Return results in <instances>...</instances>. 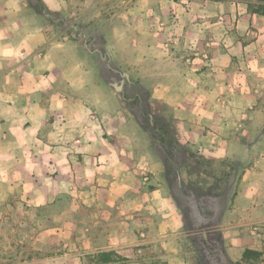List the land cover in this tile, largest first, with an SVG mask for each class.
Segmentation results:
<instances>
[{"label": "crops", "instance_id": "obj_1", "mask_svg": "<svg viewBox=\"0 0 264 264\" xmlns=\"http://www.w3.org/2000/svg\"><path fill=\"white\" fill-rule=\"evenodd\" d=\"M127 89L201 157L197 206ZM213 234L264 257V0H0V264H204Z\"/></svg>", "mask_w": 264, "mask_h": 264}, {"label": "rangeland", "instance_id": "obj_2", "mask_svg": "<svg viewBox=\"0 0 264 264\" xmlns=\"http://www.w3.org/2000/svg\"><path fill=\"white\" fill-rule=\"evenodd\" d=\"M257 5V4H255ZM124 6V5H123ZM262 5H258V8L261 7ZM119 85L122 83H118ZM123 86V84H122ZM129 97H130V106L134 110V112L137 115H158V111L155 110L154 105H152V100L149 95V91H143V96L141 98L135 97V91L133 89H127L126 92ZM160 109V108H158ZM162 111V110H161ZM160 111V112H161ZM166 111V110H165ZM154 119L150 117L149 119L144 117L143 118V123L149 125L152 129V144L153 148L156 151L158 155H160L163 160H164V167H165V178L164 181L168 183V185H177V186H183L185 187V181H186V176L189 175V187L191 188V193H186L185 190L178 191V196L180 201L184 205H193L197 206V201H198V196L201 195L202 192V187L204 184H206L205 179L201 176L203 172V162L200 160L201 157L196 154L192 153L191 151H188L186 148L179 146L176 144V140L174 139V133L169 131L168 134H163L164 131L162 130H153V125L152 122ZM156 125V124H155ZM159 125L156 127L158 128ZM179 179V182H178ZM211 183H215V179H207V188H209ZM206 186V185H205ZM12 211L10 209L3 210L2 214L6 217H9L12 215ZM60 209H51L49 210V215H58ZM64 211V210H62ZM14 212V211H13ZM39 212L36 211V216L40 215L38 214ZM195 218L199 217V214L197 212V208L194 207L193 210ZM11 227L10 225L4 226L2 231H6L8 233L11 232ZM56 227V226H52ZM36 231H38V226H35ZM5 232V233H6ZM12 244L10 241L7 242V246ZM20 244L21 243H17ZM53 247V245H52ZM200 247L203 250V253L205 255V262L204 264H217L214 261V255L212 252L215 250L221 253V250H219V245H218V239L216 238V235H211L210 241H208L205 244L200 243ZM56 248H58L56 246ZM53 249V248H52ZM58 251V249H56ZM262 258H264L262 256ZM99 260V256L96 257L94 260L88 259V263L95 262ZM243 264H253L250 262H243Z\"/></svg>", "mask_w": 264, "mask_h": 264}, {"label": "trees", "instance_id": "obj_3", "mask_svg": "<svg viewBox=\"0 0 264 264\" xmlns=\"http://www.w3.org/2000/svg\"><path fill=\"white\" fill-rule=\"evenodd\" d=\"M72 40H77V38H73L71 37ZM166 115L164 117H160V116H155V115H146L145 113L142 115H137L135 112V114L138 117V120L140 122V125L142 126V128H144L151 136V138L153 139V135H152V129L149 125L143 123V118H150L152 117L154 120V122H152L153 125V130H163L164 133L163 134H168L169 131L173 132V128H172V120H173V116L171 114H169V111L166 109ZM156 124V125H155ZM157 125L158 128L156 127ZM175 139V138H174ZM214 255V261L217 264H233L230 262H227L224 260V258L222 257V254L218 251H214L212 252ZM262 260H264V258H262V253L259 252H255V251H251V250H246L243 254V258L242 261L236 264H243V262H250L253 264H258L259 262H261ZM99 262L103 263V264H108V263H117V262H121V258L115 254L114 252H105V253H101L99 254Z\"/></svg>", "mask_w": 264, "mask_h": 264}]
</instances>
